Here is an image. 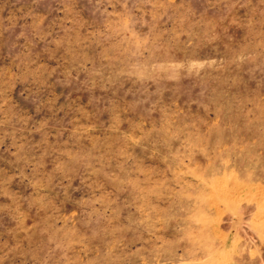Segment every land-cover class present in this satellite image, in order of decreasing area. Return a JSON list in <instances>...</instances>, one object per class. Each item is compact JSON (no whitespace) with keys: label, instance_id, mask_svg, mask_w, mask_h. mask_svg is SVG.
<instances>
[{"label":"rangeland","instance_id":"rangeland-1","mask_svg":"<svg viewBox=\"0 0 264 264\" xmlns=\"http://www.w3.org/2000/svg\"><path fill=\"white\" fill-rule=\"evenodd\" d=\"M0 264H264V0H0Z\"/></svg>","mask_w":264,"mask_h":264}]
</instances>
